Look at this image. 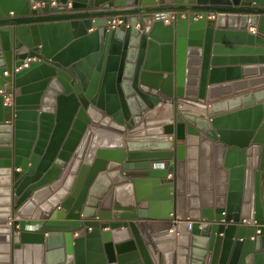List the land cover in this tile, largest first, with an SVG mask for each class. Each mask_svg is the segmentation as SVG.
<instances>
[{"label": "water", "instance_id": "water-1", "mask_svg": "<svg viewBox=\"0 0 264 264\" xmlns=\"http://www.w3.org/2000/svg\"><path fill=\"white\" fill-rule=\"evenodd\" d=\"M50 2L0 0V264H264V105L215 103L264 0Z\"/></svg>", "mask_w": 264, "mask_h": 264}, {"label": "crops", "instance_id": "crops-1", "mask_svg": "<svg viewBox=\"0 0 264 264\" xmlns=\"http://www.w3.org/2000/svg\"><path fill=\"white\" fill-rule=\"evenodd\" d=\"M207 19L212 18L208 17ZM238 27L239 26H233L230 28L229 31L232 35L228 40H224L229 47L234 48V51L226 55L228 58L222 63L224 66L220 67H228L231 71L222 73L216 80V85H228L229 87L219 92L217 96L219 100L215 103L223 104L231 102L229 105L224 106L220 115L237 113L257 105H264V54L243 50L248 47L256 49L255 46H249L248 39L245 37L250 34L256 35L255 27L249 26L246 31L247 35H241L242 33ZM91 31H93V29L88 30V33ZM16 93H18V90H16ZM209 105L210 104H208L207 107H209ZM251 116L252 115L249 116L248 122L236 120L232 126H227L226 128L233 131H245L247 128L246 126L252 120ZM167 141H172L171 135L168 136ZM180 144H182V142H178V145ZM13 171L19 170L15 168ZM170 177V175L167 176V178ZM29 228L30 227H28V229ZM102 231H106V229ZM75 234L76 235L73 234L72 237L80 235L81 232L77 231ZM250 239L252 240L253 238L251 237ZM233 240H235V238H233Z\"/></svg>", "mask_w": 264, "mask_h": 264}, {"label": "built area", "instance_id": "built-area-1", "mask_svg": "<svg viewBox=\"0 0 264 264\" xmlns=\"http://www.w3.org/2000/svg\"><path fill=\"white\" fill-rule=\"evenodd\" d=\"M157 1V0H156ZM43 3H37L33 6L34 7H37V6H42ZM55 3H54V0H51L50 2V6H54ZM155 7H158V5L156 6H152V8H155ZM150 8V7H149ZM189 8L188 7H184L182 9H179V8H175V7H172V8H167V9H159V10H156V11H153V12H149L148 14L151 16V18H153L154 20H161L164 24H168L170 21H173L175 19V16L177 14H180L181 16H183L184 14L186 13H189ZM119 24V21H116V19L114 18V20L112 21L111 23V26L112 27H115ZM25 68L26 67V64H22L20 67L18 68H13L12 69V72H18L20 69L22 68ZM5 75H7L6 72H4ZM0 94L3 95V98H4V103H10L11 101V98L12 96L10 94H4L3 92H0ZM76 235V234H74Z\"/></svg>", "mask_w": 264, "mask_h": 264}, {"label": "trees", "instance_id": "trees-1", "mask_svg": "<svg viewBox=\"0 0 264 264\" xmlns=\"http://www.w3.org/2000/svg\"><path fill=\"white\" fill-rule=\"evenodd\" d=\"M165 8V7H164Z\"/></svg>", "mask_w": 264, "mask_h": 264}]
</instances>
